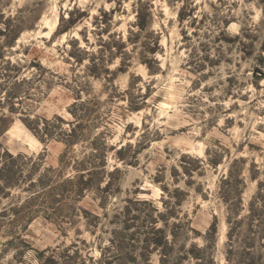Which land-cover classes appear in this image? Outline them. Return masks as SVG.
<instances>
[{
    "label": "rangeland",
    "instance_id": "1",
    "mask_svg": "<svg viewBox=\"0 0 264 264\" xmlns=\"http://www.w3.org/2000/svg\"><path fill=\"white\" fill-rule=\"evenodd\" d=\"M0 129V264H264V0H0Z\"/></svg>",
    "mask_w": 264,
    "mask_h": 264
},
{
    "label": "trees",
    "instance_id": "2",
    "mask_svg": "<svg viewBox=\"0 0 264 264\" xmlns=\"http://www.w3.org/2000/svg\"><path fill=\"white\" fill-rule=\"evenodd\" d=\"M141 23L139 24V26L141 28H144L145 23L142 22L143 17L139 16ZM34 131H36L37 136L39 137V139L41 141H46L48 139V137H51L53 135L51 129L47 128V127H41L40 129H34ZM4 133V129H0V135H3ZM66 134L64 137V142L66 143V149L65 151L61 154L60 156V164L63 168H67L70 165V161H69V157H68V148L69 145L71 143L74 142V140H76L78 138V133H77V126L76 128L73 127L69 133H64ZM1 145V143H0ZM99 154H102L101 152ZM10 156H13L11 154H9ZM105 159H98L95 160V158H91L89 157V159L84 158L82 160H75V162L73 163L72 167L75 170L74 174L68 176L67 178H65L63 184L65 185V189H64V195L65 198L67 196H73L74 201H77L79 198L83 197L85 192L87 191V189H89V187L91 186V184L93 183V181H95V179H97V176L99 174V167L104 166L105 165ZM4 180L6 182L7 185H13L14 182L12 181V183L10 181H8L7 179L1 178L0 177V182ZM3 189V187L0 185V192ZM153 230H156L155 227H150ZM156 232V231H155ZM148 243L151 244H155V245H159L161 242V238H149L148 239ZM112 246H116L115 242L112 241ZM161 246V245H160ZM147 249V248H146ZM148 250V249H147ZM201 251V250H200ZM163 258L161 260V264H170L167 260V253H163ZM194 258L196 259H204V257H202V255H199L198 253L193 255ZM206 264H215L213 262V258L212 255L209 254L208 258H207V262Z\"/></svg>",
    "mask_w": 264,
    "mask_h": 264
},
{
    "label": "bare ground",
    "instance_id": "3",
    "mask_svg": "<svg viewBox=\"0 0 264 264\" xmlns=\"http://www.w3.org/2000/svg\"><path fill=\"white\" fill-rule=\"evenodd\" d=\"M54 24V23H53Z\"/></svg>",
    "mask_w": 264,
    "mask_h": 264
}]
</instances>
